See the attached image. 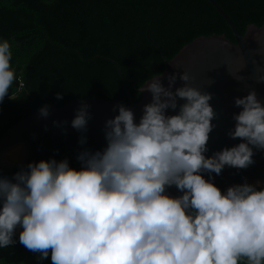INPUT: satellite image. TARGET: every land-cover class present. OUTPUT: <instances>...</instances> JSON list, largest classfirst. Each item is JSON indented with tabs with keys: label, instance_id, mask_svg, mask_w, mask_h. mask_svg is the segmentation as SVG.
Returning <instances> with one entry per match:
<instances>
[{
	"label": "clouds",
	"instance_id": "clouds-1",
	"mask_svg": "<svg viewBox=\"0 0 264 264\" xmlns=\"http://www.w3.org/2000/svg\"><path fill=\"white\" fill-rule=\"evenodd\" d=\"M250 32L264 39L261 29ZM11 61L10 42L0 41V104L16 81ZM177 79L183 84L173 91ZM192 79L173 72L140 85L152 99L139 123L131 109L114 106L118 115L104 126L107 146L81 151L79 170L50 159L0 177V248L16 243L19 227V243L42 260L50 255L52 264H264V188L258 181L222 191L203 175L255 163L254 149L264 150V104L255 90L236 97L241 111L227 136L242 142L206 156L217 113L211 94L192 87ZM89 108L81 103L71 121L82 134ZM39 115L47 118L49 106ZM79 143H86L83 135ZM172 186L182 195H168Z\"/></svg>",
	"mask_w": 264,
	"mask_h": 264
},
{
	"label": "trees",
	"instance_id": "trees-1",
	"mask_svg": "<svg viewBox=\"0 0 264 264\" xmlns=\"http://www.w3.org/2000/svg\"><path fill=\"white\" fill-rule=\"evenodd\" d=\"M214 1L240 33L264 23V0ZM221 33L234 40L208 0H0V41L11 44L16 74L0 104V135L45 105L137 101L135 88L163 70V59L196 36ZM14 239L0 248V264H52Z\"/></svg>",
	"mask_w": 264,
	"mask_h": 264
},
{
	"label": "water",
	"instance_id": "water-1",
	"mask_svg": "<svg viewBox=\"0 0 264 264\" xmlns=\"http://www.w3.org/2000/svg\"><path fill=\"white\" fill-rule=\"evenodd\" d=\"M208 2L221 15L234 40H229L222 33L196 36L183 44L170 59H163L164 68L159 74L166 77L173 72H188L193 78L189 82L192 87L211 94L209 103L217 113V119L212 121L216 127L210 133L209 151L205 153L211 156L216 151L242 142L227 136L228 130L235 126L233 114L241 111L234 106L236 97L246 96L249 91L255 90L258 100L264 104V82H257L260 76H264V39L257 42L250 32V29H261L264 32V23L259 26L248 23L240 33L214 0ZM162 83L167 87L166 78L162 79ZM182 84L177 79L173 91ZM135 89L138 91L139 87ZM151 99L150 93L139 92L137 101L124 105L134 112L136 123H139L143 115L144 105L150 103ZM184 102L178 100V105ZM81 103L90 105L91 114L87 131L83 134L71 127V121ZM118 105L122 104L117 99L85 98L49 107L50 115L47 118L40 117L39 108L18 119L0 135V177L12 179L15 173L27 170L30 162L50 159H67L70 167L79 170L81 164L76 157L81 151H102L107 146L104 126L108 119L118 115V107L114 110V106ZM178 112L179 107L175 111L167 110L166 114L176 115ZM82 135L86 138L84 145L79 143ZM253 160L255 163L247 169L225 167L220 175H203L222 191L245 182L255 185L259 181V186L264 187V150L254 149ZM166 191L173 197L182 195L175 186ZM21 230L19 227L16 229L15 238L19 239Z\"/></svg>",
	"mask_w": 264,
	"mask_h": 264
},
{
	"label": "built area",
	"instance_id": "built-area-1",
	"mask_svg": "<svg viewBox=\"0 0 264 264\" xmlns=\"http://www.w3.org/2000/svg\"><path fill=\"white\" fill-rule=\"evenodd\" d=\"M17 81H18V84H19V85H21V82H20V80H19V79H17Z\"/></svg>",
	"mask_w": 264,
	"mask_h": 264
}]
</instances>
